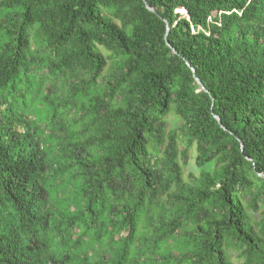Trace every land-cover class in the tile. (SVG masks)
I'll return each mask as SVG.
<instances>
[{"label": "trees", "instance_id": "16d2710c", "mask_svg": "<svg viewBox=\"0 0 264 264\" xmlns=\"http://www.w3.org/2000/svg\"><path fill=\"white\" fill-rule=\"evenodd\" d=\"M232 255L264 264V0H0V264Z\"/></svg>", "mask_w": 264, "mask_h": 264}, {"label": "rangeland", "instance_id": "374dc122", "mask_svg": "<svg viewBox=\"0 0 264 264\" xmlns=\"http://www.w3.org/2000/svg\"><path fill=\"white\" fill-rule=\"evenodd\" d=\"M33 85L35 87L36 83L33 82ZM33 90H35V88ZM32 100H33V98L31 96H28L26 99L25 98H19L18 99V103H19L20 107H25L26 106L28 109L32 110L33 109V105H34V102H32ZM24 102L26 104H24ZM52 110H53L52 108L45 109L42 112L43 116H45L47 114H49V115L52 114ZM37 116H38V114H37ZM42 127L44 128V126H42ZM19 130L22 133V129H19ZM181 149H183V147H181ZM195 157H196L195 151L193 149H191L189 151V153H188V156L185 158V160H182V162H184V161L187 162V164L183 167L184 178L186 180L191 178V175H194V176H198L199 175V170L196 168V165H195ZM254 216L258 219V215L257 214L256 215L254 214ZM232 260H233V262L235 264H241L242 263V261L238 260L235 255H232Z\"/></svg>", "mask_w": 264, "mask_h": 264}, {"label": "water", "instance_id": "95a60500", "mask_svg": "<svg viewBox=\"0 0 264 264\" xmlns=\"http://www.w3.org/2000/svg\"><path fill=\"white\" fill-rule=\"evenodd\" d=\"M146 7H147L149 10L154 11V9L151 8L148 4L146 5ZM193 71H194V70H193ZM196 81H197L198 85L200 86V90H201V91H206L205 88H204V86H203V84L201 83V81H200L197 77H196ZM216 118H217V120H218L219 123H220V118H219V117H216Z\"/></svg>", "mask_w": 264, "mask_h": 264}, {"label": "clouds", "instance_id": "9594fccd", "mask_svg": "<svg viewBox=\"0 0 264 264\" xmlns=\"http://www.w3.org/2000/svg\"><path fill=\"white\" fill-rule=\"evenodd\" d=\"M24 132V130L22 129V133Z\"/></svg>", "mask_w": 264, "mask_h": 264}]
</instances>
